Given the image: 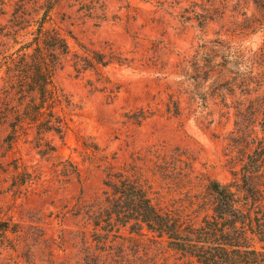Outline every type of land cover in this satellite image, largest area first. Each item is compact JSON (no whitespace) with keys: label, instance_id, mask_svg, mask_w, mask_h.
<instances>
[{"label":"rangeland","instance_id":"rangeland-1","mask_svg":"<svg viewBox=\"0 0 264 264\" xmlns=\"http://www.w3.org/2000/svg\"><path fill=\"white\" fill-rule=\"evenodd\" d=\"M17 1L3 0L0 62L13 50L2 34ZM50 18L69 51L53 72L68 130L62 139L28 130L9 142L0 120V221L16 231L0 245V264H198L122 231L94 251L84 213L107 170L132 160L150 179L146 159L156 154L180 155L193 176L231 180L233 115L247 103L239 90L213 95L203 74L208 57L229 78L264 74V0H60ZM86 52L106 65L84 66ZM3 77L0 104L19 109ZM159 193L161 205L176 198Z\"/></svg>","mask_w":264,"mask_h":264},{"label":"trees","instance_id":"trees-1","mask_svg":"<svg viewBox=\"0 0 264 264\" xmlns=\"http://www.w3.org/2000/svg\"><path fill=\"white\" fill-rule=\"evenodd\" d=\"M59 2L31 0L34 12L41 11L33 19L24 0H18L8 21L9 31L2 34L9 35L13 50L2 56L0 70L20 107L0 104L9 142L28 130L60 139L68 130V101L53 81L58 56L69 52L60 28L51 23L50 12ZM3 7L0 0V17ZM3 30L0 27V33ZM87 55L81 60L84 66L106 65ZM212 61L208 57L203 74L211 80L208 89L222 99L239 90L247 103L235 111L234 136L229 139L236 154L231 162L239 165L238 170L226 183L199 178L178 154L147 158L150 179L132 160L115 171L107 170L101 197L84 213L96 243L94 251H103L112 239H122V231L160 243L198 264H264V74L252 76L249 70L229 78L224 67ZM174 107L177 114V104ZM155 181L161 191L155 189ZM162 191L176 198L161 205ZM7 233L16 231L0 221V245L7 241Z\"/></svg>","mask_w":264,"mask_h":264}]
</instances>
